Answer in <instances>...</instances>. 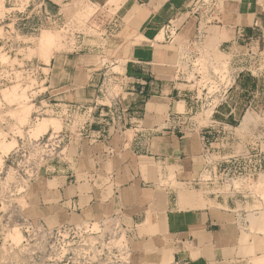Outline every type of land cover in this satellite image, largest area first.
Returning <instances> with one entry per match:
<instances>
[{
	"label": "crops",
	"instance_id": "1",
	"mask_svg": "<svg viewBox=\"0 0 264 264\" xmlns=\"http://www.w3.org/2000/svg\"><path fill=\"white\" fill-rule=\"evenodd\" d=\"M48 3L68 22L78 21L76 8L92 4L119 31L105 60L77 51L52 59L51 84L48 95L44 91L40 96L41 108L62 113L66 104L76 103L88 112L73 124L60 117L61 131L70 140L48 165L56 172L44 178L51 187L44 185L34 201L51 209L52 219L61 223L116 218L126 229L133 264H248L239 256V245L248 208L262 201L251 192L201 193L200 177L190 178L203 160L208 134L215 130L217 140L219 132L230 136V124L218 121L210 129L212 122L194 120L199 113L194 116L192 102L180 98L192 85L177 77V64L182 50L203 32L204 41L232 54L246 70L238 85L257 98L253 109L264 114V0H217L218 20L204 28L193 15V0ZM81 44L76 41L75 48ZM250 50L255 59L248 66L244 56ZM252 101L248 103L254 105ZM235 109L230 106L228 115ZM250 120L245 115L242 125ZM248 144V138L231 136L230 154L241 145L247 151ZM192 163L194 172L192 166L186 172ZM171 165L184 171L172 173ZM259 258L264 256L252 263Z\"/></svg>",
	"mask_w": 264,
	"mask_h": 264
},
{
	"label": "rangeland",
	"instance_id": "2",
	"mask_svg": "<svg viewBox=\"0 0 264 264\" xmlns=\"http://www.w3.org/2000/svg\"><path fill=\"white\" fill-rule=\"evenodd\" d=\"M192 5L196 6L194 10L196 12L193 15H199L205 9V7H200V2ZM96 9L92 4L83 3L75 9L78 21L67 23L65 27L45 28L35 35L21 33L18 36V40L22 43L21 49H18L16 55L13 54L12 57L0 50L1 61L7 62L13 58V63H15V66L9 68L0 66V141L13 143L9 152L4 153L0 150L3 160L0 164V264L134 263L131 243L126 237V229L116 218L62 221L61 223L52 219L51 209H43L34 201V194L38 190L46 184L50 187L52 185L51 182H44L46 181L44 178H48L56 172L49 171L50 175L42 174L44 171L37 172L36 169L43 162L39 159L44 150L37 148L34 151L30 141L43 136L49 130L48 128L44 132L35 131L42 122L41 118L42 120L46 118L52 120L50 128L52 127L56 131L62 129L63 121L53 114V111H47V115L34 120L36 116L34 112L40 110L38 94L45 91L44 95H48L46 91L49 87H46L51 83L49 79L41 83L34 74L25 71L26 68L22 67L20 59H30L35 63L50 65L44 69V72L51 73L52 59L60 54L73 55L77 51L81 54L94 56L93 58L97 62L110 57L118 41L119 29L113 24L110 27L111 17L104 15V12L95 13ZM4 12V0H0V18L4 16ZM211 19L204 16L202 28ZM211 22L215 21L211 20ZM4 35V29L0 24V36ZM48 37L49 42L51 41V43L48 42L51 49L47 46L46 50L52 51L53 54L50 61L43 59L39 45L42 38L47 39ZM76 41L82 43L80 49L75 48ZM196 47H199L198 49L203 54L204 62L213 57L217 61L226 63L227 66H230L228 62L235 63L232 54H227L207 41H204L202 46L197 45ZM5 78H8V81ZM250 85L252 86V82ZM252 100L257 101V98H254L252 94L248 95V93L242 92L241 88L233 89L228 94L227 101L220 106V113H215L213 118L236 127L238 135L249 139L248 150L245 152L261 153L264 162V114L254 111L255 104ZM249 101H252L254 105L249 104ZM181 104L183 103L179 105L180 111L183 110ZM230 106L236 107V109L233 114L228 115ZM212 112L211 107L205 108L194 117V120L201 125H209V116ZM245 115L251 119L247 126L245 125L246 127L241 125ZM55 123L56 125H54ZM212 131L214 133L208 134V138L211 139L204 147L205 155L199 164L201 169L195 167L196 171L194 174L191 173L190 177L199 176L203 179V181L201 180L203 188L200 189V192L205 194L231 191L232 184L222 181L215 174L219 175L223 172V162L227 163L230 155L245 153L241 145L236 148L234 153L230 154V136L232 135L229 133L230 136H226L219 132L220 139L217 140L218 132ZM222 138H225L224 144H221ZM216 142L221 145L214 146L213 144ZM65 147L66 142L61 145L59 150L66 151ZM190 166L193 168L194 163L189 164L188 168L184 166L186 172L192 169ZM182 168L171 165L172 173L174 170H183ZM191 171L194 172V168ZM172 178L174 180V174H172ZM233 185L237 189L241 187L250 189L251 193L260 197L262 201L261 203L256 201L248 208L247 223L239 245V256L247 259L248 264H253V258L258 255L264 256V168L258 180L243 183L236 181ZM259 208L260 210H258ZM16 228L20 234H23L20 241H17L19 243L14 242L11 237Z\"/></svg>",
	"mask_w": 264,
	"mask_h": 264
},
{
	"label": "built area",
	"instance_id": "3",
	"mask_svg": "<svg viewBox=\"0 0 264 264\" xmlns=\"http://www.w3.org/2000/svg\"><path fill=\"white\" fill-rule=\"evenodd\" d=\"M200 2V7L205 9L199 15H196L199 20H203L205 17L212 18L211 20H218L217 12V0H193V3ZM196 7V6H195ZM192 5L193 13L196 11ZM4 16L0 18V24L4 29L5 35L0 36V50L6 53L9 57L16 55L17 50L21 49V42L18 40V36L21 33L38 34L45 28H59L65 27L66 20L63 15L52 10L48 3V0H4ZM210 20V21H211ZM113 24V23H112ZM199 32V35L189 42L187 47L182 50L179 62L177 64V77L187 83L191 84V89H184L180 98L190 100V111L195 116L197 113H201L205 108L211 107L213 113L210 117V123L212 129L215 125L219 124L218 120L213 118L215 112L219 111L220 106L227 101L228 94L241 87L238 85V80L241 74L246 71L241 69L240 64L231 62L230 66L226 63L217 61L213 57L203 61V54L200 52L197 45L204 43V34ZM244 61L248 66L254 63L255 54L251 50L244 56ZM12 60L7 62L0 60V66H6L7 68L15 66ZM242 60V59H241ZM25 71L31 72L42 83L47 81L50 73H45L44 69H47L50 65L37 62L30 59H20ZM242 60V62H244ZM227 66V67H226ZM12 79V78H11ZM8 81V78H5ZM242 90V88H241ZM43 92H40V97ZM232 98V97H230ZM41 105V104H40ZM35 111V119L41 118L43 115H47L46 108H41ZM88 112L87 107L81 104L68 103L66 104L62 113L56 111L53 114L61 117L67 124L77 123ZM182 115V113H180ZM223 125L225 123H222ZM241 126V125H240ZM230 134L232 137L237 135L236 127L230 126ZM207 128V127H206ZM209 130V129H208ZM231 137V136H230ZM70 136L65 132H55L53 129L38 139L31 140V145L34 147V151L37 148L43 149L39 161H43L38 171H44L48 173L53 170L48 166L49 163L59 157L64 149L59 150L63 143L69 142ZM18 152V150H17ZM249 152V151H248ZM17 155V153H15ZM219 165V164H218ZM223 172L217 175L222 181L232 184L230 191L231 195H242L250 193V189L241 187L237 189L233 184L236 181L249 182L258 180L263 168L264 162L261 153H241L230 155V159L227 163L223 162ZM201 179V178H200ZM203 181V179H201ZM226 191V192H229ZM222 192V191H221ZM246 196V195H245Z\"/></svg>",
	"mask_w": 264,
	"mask_h": 264
},
{
	"label": "bare ground",
	"instance_id": "4",
	"mask_svg": "<svg viewBox=\"0 0 264 264\" xmlns=\"http://www.w3.org/2000/svg\"><path fill=\"white\" fill-rule=\"evenodd\" d=\"M72 21H70L69 20V22L67 21L66 22V24L67 23H71ZM46 35V34H45ZM43 36V35H42ZM43 39H45V38H42V41H41V43H40V41H39V45H40V48H41V52H42V54H43V59L44 60H46V61H50L51 60V58H52V51H48V50H46V48H47V46H49L48 45V42H49V37L47 38V39H45V40H43ZM41 40V39H40ZM51 40V39H50ZM49 43H51V41L49 42ZM49 48H50V46H49ZM51 49V48H50ZM4 95H6V94H4ZM22 98V97H21ZM21 106H23V105H21ZM20 106V107H21ZM28 106V105H27ZM27 109H28V107H26ZM26 109V110H27ZM25 110V111H26ZM28 111V110H27ZM213 113V112H212ZM212 113H211V115H212ZM211 115L209 116V118L211 117ZM44 118V117H43ZM62 120V119H61ZM41 123L37 126V128H36V130L35 131H37V132H44V130H47L48 128H50V126L52 125V123H51V121L52 120H47V118L46 119H43L42 120V118H41ZM248 121V119H246V122ZM54 125H56V123L54 124ZM53 125V126H54ZM242 125V124H241ZM53 130H54V128H53ZM55 132H59V131H61V130H59V131H56V130H54ZM36 132V133H37ZM48 132V131H47ZM34 138V137H33ZM40 138V137H39ZM36 139V138H35ZM38 139V138H37ZM13 143L11 142H3V140L2 141H0V150H2L1 152H4V153H6V152H9V150H11L10 148L13 146L12 145ZM2 155L0 154V164H2ZM11 170V169H10ZM236 187V186H235ZM85 223V222H84ZM97 223V222H96ZM85 225H86V223H85ZM88 225V224H87ZM87 227V226H86ZM92 227V226H91ZM98 227V226H97ZM15 228V227H14ZM93 228V227H92ZM94 229V228H93ZM15 231H14V233H12V235H11V237L13 238V240H14V242L16 241H20V239L23 237V234H20V232L17 230V228L16 229H14ZM22 235V236H21ZM9 236V235H8ZM10 237V236H9ZM11 238V239H12ZM17 243H19V242H17ZM256 263L255 264H264V258H259L258 260H256L255 261Z\"/></svg>",
	"mask_w": 264,
	"mask_h": 264
}]
</instances>
